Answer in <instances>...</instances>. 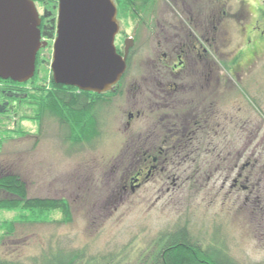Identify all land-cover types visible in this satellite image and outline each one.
Returning <instances> with one entry per match:
<instances>
[{"label":"flooded vegetation","instance_id":"1","mask_svg":"<svg viewBox=\"0 0 264 264\" xmlns=\"http://www.w3.org/2000/svg\"><path fill=\"white\" fill-rule=\"evenodd\" d=\"M34 2L43 43L36 58V77L39 72L52 73L59 2ZM149 2V11L138 14L153 23L147 24L153 46L146 76L125 84L128 60L137 43L136 36H130L126 40L132 39L133 46L122 79L109 92L86 96L100 99L96 105L99 136L107 128L104 114L122 103L124 145L133 155L132 167L121 176L118 191L136 193L152 183L151 191L157 196L217 199L222 193L225 199H242L257 213L261 211L264 223V105L257 104L255 113L246 104L254 98L251 66L264 53V0ZM117 7L120 29L115 45L118 54L124 55L126 40L118 43L122 21ZM225 21L240 22L243 36L223 41ZM225 54L228 60L223 62ZM35 77L26 83L0 79V133L2 123H11L10 130L19 129L22 117L32 111L34 95L42 90L41 86L29 88ZM235 94L238 102H230ZM64 143L71 151L73 143L65 138ZM192 239L204 246L212 240L190 238L191 243Z\"/></svg>","mask_w":264,"mask_h":264},{"label":"rangeland","instance_id":"2","mask_svg":"<svg viewBox=\"0 0 264 264\" xmlns=\"http://www.w3.org/2000/svg\"><path fill=\"white\" fill-rule=\"evenodd\" d=\"M45 1L48 0H38V4ZM229 9L234 11V7ZM119 11L122 32L118 43L122 45L130 36L137 38L131 54V68L125 79V84H130L132 79L146 76V64L153 46L150 34L153 23L122 5H119ZM239 24L225 21L221 39L225 41L232 36L236 41L239 35L241 38L243 33L239 31ZM221 60H228L226 54ZM251 72L250 91L254 98L250 105L246 104L251 112L257 113L256 105H264V92L259 94L260 89H264V53L251 66ZM37 75L29 88H52V73L39 72ZM42 90H37L34 95L32 111L22 117L24 121L19 123V129L10 130L13 128L11 123H2V132H6H1L0 136L11 140L2 146L0 169L19 174L28 184L30 197L68 200L72 222L57 225L55 221H62L63 215L55 211L51 215L55 224H19L14 236L0 242V258L25 264L37 258L38 261L44 259L45 264L48 257L65 258L68 254L61 250H77L99 259L114 257L122 264H135L141 254L152 252L150 245L161 234L188 224L197 237L221 241L239 263L264 264L261 211V214L257 213L256 208L248 207L242 199H225L222 193L217 199L209 195L157 196L151 191L152 183L136 193L119 192L117 185L121 176L131 169L133 155L124 145L122 103H115L111 111L104 114L107 128L93 147L70 151L69 145L64 143L68 132L60 128L55 117H45L42 123L35 120L39 116L36 98ZM235 95L230 102H238ZM23 134L26 136L21 137ZM4 217L10 219L12 214L0 211V219ZM50 249L52 251L42 254ZM44 255L48 257L45 259Z\"/></svg>","mask_w":264,"mask_h":264},{"label":"water","instance_id":"3","mask_svg":"<svg viewBox=\"0 0 264 264\" xmlns=\"http://www.w3.org/2000/svg\"><path fill=\"white\" fill-rule=\"evenodd\" d=\"M59 23L51 70L57 85L102 94L127 70L133 40L117 52L119 32L115 0H57ZM40 14L34 0H0V79L26 83L35 77L43 46Z\"/></svg>","mask_w":264,"mask_h":264},{"label":"trees","instance_id":"4","mask_svg":"<svg viewBox=\"0 0 264 264\" xmlns=\"http://www.w3.org/2000/svg\"><path fill=\"white\" fill-rule=\"evenodd\" d=\"M116 4L122 5L127 10L136 13L149 11V0H115ZM131 56L128 60V71L131 68ZM127 71V73H128ZM126 73V74H127ZM126 76V75H125ZM52 88L40 93L36 100L39 101L38 118L57 117L66 127L68 132L65 140L72 142L71 151L82 150L86 145L92 147L98 140L99 131L96 124V105L100 99L86 96H99L96 93L82 92L75 87L57 85L53 77L50 82ZM62 125V126H63ZM63 126V127H64ZM6 131H3L4 133ZM7 133L8 130H7ZM19 135L20 131H16ZM3 136V137H2ZM0 136V153L3 144L11 138ZM0 211L12 214L10 219H0V242L14 236L19 224H66L72 222L71 206L66 199L33 198L28 194V184L19 174H12L0 169ZM59 211L63 215L62 221H52V214ZM197 237L188 224L177 226L171 232L161 234L150 245L152 255L141 254L135 264H241L235 260L224 244L213 238L206 246L199 243ZM197 243H195V242ZM50 250L43 251L45 254ZM54 252V251H53ZM68 254L65 258L52 256L47 258L45 264H122L116 258L88 256L84 251H65ZM43 259V258H42ZM44 260V259H43ZM43 260L37 258L30 264H44ZM0 264H25L12 259L0 258ZM127 264V263H125ZM131 264V263H130Z\"/></svg>","mask_w":264,"mask_h":264}]
</instances>
